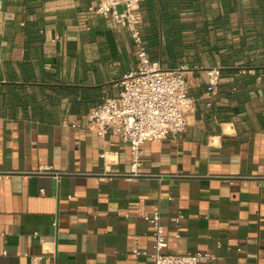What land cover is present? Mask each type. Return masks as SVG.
<instances>
[{"label":"crops","instance_id":"obj_1","mask_svg":"<svg viewBox=\"0 0 264 264\" xmlns=\"http://www.w3.org/2000/svg\"><path fill=\"white\" fill-rule=\"evenodd\" d=\"M96 2L0 0V264H152L154 207L163 252L264 264V0L140 4L149 57L185 65L194 106L135 167L126 142L85 126L137 64Z\"/></svg>","mask_w":264,"mask_h":264},{"label":"built area","instance_id":"obj_2","mask_svg":"<svg viewBox=\"0 0 264 264\" xmlns=\"http://www.w3.org/2000/svg\"><path fill=\"white\" fill-rule=\"evenodd\" d=\"M144 0H97L88 10L112 19L128 28L135 49L137 64L119 81L115 96H102L97 105L84 114L85 126L99 136L110 133L129 145L135 167L139 163L141 145L146 141H159L169 134L180 133L187 125V113L192 110L193 99L188 92L185 65L177 68L163 67L158 60H152L139 29V6ZM123 7L117 11V6ZM250 70H242V72ZM209 91H213L219 79V69L209 72ZM103 157V153L100 154ZM134 169V168H133ZM6 173L0 171V177ZM43 190L41 189V192ZM151 223V251L148 254L152 264H199L200 252L165 253L167 236L160 223L157 207L151 214L143 215ZM179 216L172 217L177 224ZM143 253L137 248L134 256ZM36 257L32 263L35 264Z\"/></svg>","mask_w":264,"mask_h":264},{"label":"rangeland","instance_id":"obj_3","mask_svg":"<svg viewBox=\"0 0 264 264\" xmlns=\"http://www.w3.org/2000/svg\"><path fill=\"white\" fill-rule=\"evenodd\" d=\"M118 10H121V7H120V8H118Z\"/></svg>","mask_w":264,"mask_h":264}]
</instances>
